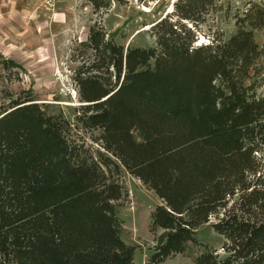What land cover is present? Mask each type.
Masks as SVG:
<instances>
[{"label":"trees","instance_id":"obj_1","mask_svg":"<svg viewBox=\"0 0 264 264\" xmlns=\"http://www.w3.org/2000/svg\"><path fill=\"white\" fill-rule=\"evenodd\" d=\"M213 1L178 0L175 17L152 27L155 47L126 48L91 28L89 61L74 78L87 104L76 122L99 132V161L71 140L63 114L30 94L9 100L0 113V264H132L135 249L117 231L120 166L164 202L152 227L168 234L149 264L183 253L213 217L224 256L211 251L196 264H264V95L241 93L232 76L258 53L244 31L197 45L187 22L199 25ZM1 70L25 71L0 53Z\"/></svg>","mask_w":264,"mask_h":264},{"label":"rangeland","instance_id":"obj_2","mask_svg":"<svg viewBox=\"0 0 264 264\" xmlns=\"http://www.w3.org/2000/svg\"><path fill=\"white\" fill-rule=\"evenodd\" d=\"M97 2H106L109 6L97 8ZM177 2L57 0L56 7L49 10L44 0H38L35 13L46 21L51 35L37 48V52L14 54L17 59H12L25 69L18 77L14 75V70L10 74L1 70L0 113L6 109L11 98L30 94L36 103L49 105L50 110L63 114L73 123L71 140L99 161L100 156L106 154L98 140L99 132H88L76 122L78 110L84 104L74 79L75 72L90 57L82 44L88 41L91 28L99 26L108 36H115L117 44L126 48L155 47L156 37L152 27L167 15L175 17ZM254 7L263 10L262 19L255 12L251 13ZM248 14L252 16L247 17ZM187 26L195 31L198 46L225 42L239 31L250 32L258 56L249 66L242 62L235 64L232 76L241 93L264 95V0H214L199 25L187 22ZM36 31L43 33L42 29ZM119 169L118 175L115 172L112 174L123 189V198L116 207L117 231L121 240L135 249L132 264H149L168 234L166 230L152 227V214L164 202L125 167L120 166ZM215 223L213 217L208 223L200 225L196 228L195 240L186 244L183 253L171 256L160 264H196L199 257L211 251L224 256L222 247L225 238L214 230Z\"/></svg>","mask_w":264,"mask_h":264},{"label":"crops","instance_id":"obj_3","mask_svg":"<svg viewBox=\"0 0 264 264\" xmlns=\"http://www.w3.org/2000/svg\"><path fill=\"white\" fill-rule=\"evenodd\" d=\"M38 0H0V53L10 59L15 53L37 52L50 37L46 21L38 18ZM39 26V27H38ZM42 29L43 33L36 30ZM13 59V60H15Z\"/></svg>","mask_w":264,"mask_h":264},{"label":"built area","instance_id":"obj_4","mask_svg":"<svg viewBox=\"0 0 264 264\" xmlns=\"http://www.w3.org/2000/svg\"><path fill=\"white\" fill-rule=\"evenodd\" d=\"M57 0H44V3L49 6V10H53L56 7Z\"/></svg>","mask_w":264,"mask_h":264},{"label":"water","instance_id":"obj_5","mask_svg":"<svg viewBox=\"0 0 264 264\" xmlns=\"http://www.w3.org/2000/svg\"><path fill=\"white\" fill-rule=\"evenodd\" d=\"M84 105H87V104H84Z\"/></svg>","mask_w":264,"mask_h":264}]
</instances>
